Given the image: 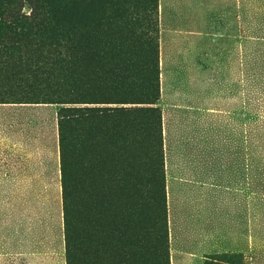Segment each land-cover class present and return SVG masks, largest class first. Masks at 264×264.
Here are the masks:
<instances>
[{"label": "rangeland", "instance_id": "rangeland-1", "mask_svg": "<svg viewBox=\"0 0 264 264\" xmlns=\"http://www.w3.org/2000/svg\"><path fill=\"white\" fill-rule=\"evenodd\" d=\"M78 1L123 18L142 14L147 0ZM155 3L165 213L155 212L161 199L135 196L133 163L118 176L123 118L83 120L80 137H70L80 146L63 159L59 106L3 104L0 170L15 163L22 181H0V264H66L65 173L77 181L95 251L109 264H156L163 248L169 264H264V0ZM82 23L98 25L91 14ZM91 30L89 40L102 36L113 48L134 44L126 32L117 41ZM143 150L142 185L151 183L152 160ZM121 214L131 228L126 242L118 237Z\"/></svg>", "mask_w": 264, "mask_h": 264}, {"label": "trees", "instance_id": "trees-1", "mask_svg": "<svg viewBox=\"0 0 264 264\" xmlns=\"http://www.w3.org/2000/svg\"><path fill=\"white\" fill-rule=\"evenodd\" d=\"M155 1L147 0L142 14L136 10L126 11L121 18L112 8L105 12L85 11L78 0H0V105L59 106V143L63 159L73 143L74 147L80 146L77 139L70 137L73 133L80 137L83 120L123 118L126 130L119 131L115 143L125 164H119L118 176H123L124 171L129 173L127 164L133 163L135 173L138 170V180L136 176L133 181L135 196L140 201L146 197L150 201L161 199L163 207L155 210L161 216L166 209V193L161 112L156 107L160 100V69L153 19ZM22 2L27 3L28 12ZM86 14L97 18L96 27L87 28L82 23ZM88 30L115 35L117 41L120 34L126 32L134 38V44H116L113 48V43L109 44L102 36L101 40L99 37L89 40ZM125 81L133 84L126 85ZM67 137L70 138L68 143ZM143 149L147 150L148 159H152L149 164L151 183L146 180L144 185L141 174H146L142 173L146 153ZM129 182L127 180V185ZM76 184L77 181L68 180L65 173L66 264H83L90 260L95 264L98 259L102 264H109L106 255L95 251ZM120 204L127 205V201ZM151 206L154 208L153 204ZM118 219L122 225L119 240L126 242L131 229L129 218L121 214ZM103 240L113 243L112 236H105ZM235 258L228 256L223 260ZM155 262L169 264L165 248Z\"/></svg>", "mask_w": 264, "mask_h": 264}, {"label": "crops", "instance_id": "crops-1", "mask_svg": "<svg viewBox=\"0 0 264 264\" xmlns=\"http://www.w3.org/2000/svg\"><path fill=\"white\" fill-rule=\"evenodd\" d=\"M23 170H26V168L23 169ZM30 171H31V169L29 170V172ZM0 173H1L0 174V181H6V184H7V182H10V181H12L13 183H15L14 181L17 178L20 181V183L22 181V168H21V166H19L18 168H16L15 163H12V164L6 166L5 168H2L0 170ZM11 185H12V183H11ZM11 185L9 186L10 188H12Z\"/></svg>", "mask_w": 264, "mask_h": 264}]
</instances>
